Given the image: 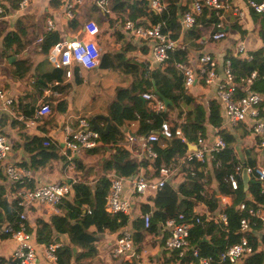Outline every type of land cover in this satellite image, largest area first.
<instances>
[{"label": "built area", "instance_id": "2783aa9c", "mask_svg": "<svg viewBox=\"0 0 264 264\" xmlns=\"http://www.w3.org/2000/svg\"><path fill=\"white\" fill-rule=\"evenodd\" d=\"M62 4L64 18L66 21H73L75 14L85 4L86 0H59ZM148 3L150 21L143 24H136L128 19L120 23L125 33L148 45L149 69L163 70L170 58V54L177 50H184L185 46L182 38L172 39L168 33L162 32L163 21L152 23L154 16H161L168 10L167 5L162 0H145ZM110 0H94L98 9H106ZM178 3V2H177ZM27 0H22L20 8H24ZM186 10L177 18L181 32H184L197 25L198 19L205 11L214 12L217 22L213 23L210 33L197 37L199 44L220 42L226 39L227 32L224 19L231 14L237 25L245 31L253 29L250 21V12L264 15V0H243L241 6L234 4L233 0H189L185 6ZM2 9L0 7V14ZM46 32H54L55 25L51 20L45 23ZM71 37L57 43L50 51L49 61L52 68L63 69L65 79L73 78L74 71H92L99 64V40L100 30L93 20H85L76 24L71 29ZM42 41L41 38L37 43ZM264 49V44L261 45ZM39 49V48H38ZM248 45L245 41L237 42L233 57H239L246 62L252 60ZM197 68L184 63H176L175 69L183 76V87L186 91H191L200 82L204 86L215 85L216 98L220 105L221 124L215 128L213 136L208 137L205 131H198L193 139L188 141L181 130V121H176V128L173 131L167 120L161 122L157 132L148 133L144 140H138V136L127 135L125 141H121L120 146L130 153L134 151L130 148L134 144L140 148L142 158L145 156L150 163L148 166L150 174L138 172L136 175L124 178L123 176L110 173L106 176L109 180L104 211L110 217L122 215L129 216L130 204L122 198L125 181H129L131 186L130 196L139 199L144 198L146 206L154 201L166 186L179 185L184 182V178L194 176V171L190 164L197 163L208 173L213 168L219 167L216 155L223 153L227 149V144L223 138L224 131L228 128L241 125L245 132L250 134L256 141V148L264 150V119L260 116L259 107L263 103V97L254 90L257 79V71H251L240 81L235 80V75L230 59L223 61L221 67V77L218 76L217 63L210 54H202L197 58ZM53 85H56L53 84ZM141 99L156 114L166 111V105L150 91L143 92ZM0 100L5 107L12 104V100L7 97L5 91L0 87ZM52 112L48 104H42L35 112L34 119L40 120ZM159 137L164 139H176L186 146L182 155H177L171 165L161 166L156 172L152 163L156 158V153L152 144ZM100 135L92 130L90 122L85 118H79L76 122V129L68 131L65 135V151L77 155L83 152L99 148L101 145ZM44 146H49L48 140L43 142ZM125 145V146H124ZM11 151V147L5 136L0 135V164L3 163ZM140 158V160H142ZM139 160V161H140ZM215 163V165H214ZM3 176L13 185V199L21 209L17 225L5 222L0 226V239L2 236L16 242L17 246L10 254V260L2 264H39V257L35 245L30 243V234L27 232L25 224V210L33 204L46 205L53 213L60 214L59 205L72 194L71 183L54 182L37 188H25L23 184L28 182L26 170L13 165L3 166ZM254 180L260 185L259 192L264 195V163L261 165H249L247 163L236 162L233 170L225 178L230 191L235 193L238 188V180ZM251 201L247 206L241 201L237 209L246 212L247 217L239 220L238 232L239 240L225 247L216 255V259L210 257H200L197 247L189 244L190 231L195 225L203 223H213L215 225H227L226 210L232 205L231 198L226 195L217 196V210L210 211L205 203H198L191 211L192 220H188L186 215L178 213L175 217L160 224V229L166 233L163 247L174 257V261L169 264H240L245 258L253 253V248L249 243L247 235L253 233L257 235L255 227L257 224L264 227V205H257L251 199L248 192L244 198ZM152 204V202H151ZM153 211L138 213V220L142 225L144 234H152L147 230L150 228ZM63 246L49 243L43 247V256L49 264H57V250ZM148 256V250L135 247L134 232L131 228L123 226L120 228L113 245L108 251V257L112 260H121L129 264H153L143 263Z\"/></svg>", "mask_w": 264, "mask_h": 264}, {"label": "trees", "instance_id": "16d2710c", "mask_svg": "<svg viewBox=\"0 0 264 264\" xmlns=\"http://www.w3.org/2000/svg\"><path fill=\"white\" fill-rule=\"evenodd\" d=\"M235 1V0H233ZM110 9L117 15L127 14L128 19L135 22L138 18H146L149 14L148 3L145 0H111ZM186 10L177 8L175 4H171L168 10L161 16H154L152 23L163 21V33L177 40L179 37L184 41V37L191 39L194 36H205L209 31V26L217 22L214 12L205 11L198 19L197 25L181 32L177 18ZM3 15V12L0 16ZM250 16L257 35V41L264 44V15H258L250 12ZM122 18V17H120ZM77 16L70 22L69 27L73 28L77 23ZM224 19L227 32L236 33L240 39L246 34L237 24H228ZM136 23V22H135ZM207 25H206V24ZM19 24V23H18ZM138 24V23H136ZM23 33H8L2 40L3 50L14 49L16 52L22 51L27 44L34 40L29 39L27 42L23 40ZM42 42L40 43V53L42 56L49 57L51 49L60 42L58 32L42 33ZM249 53L252 56L250 62H246L239 57H226L230 59L231 66L238 82L243 79L251 71H257V79L254 84V90L263 97V103L260 105V116L264 119V49L255 46ZM187 64V50H177L170 54V58L163 70L153 69L149 74H145L144 68L130 59H125L123 53H104L99 58L98 66L102 69L118 72L124 75L133 76L135 81L131 82L128 87H118L114 97L107 106V115L110 119V129L107 134L100 135V141L106 146H112V152L109 158L104 161L103 169L106 173H116L124 178L136 175L141 168L147 169L150 163L147 159L137 160L126 149L117 146L124 136L121 128L128 123L137 122L138 130L136 136L138 138L146 136L150 132H157L162 121L167 120L171 129L176 128V118L181 119V130L188 141L193 139L194 134L198 131H205L207 126L218 128L221 124L220 105L212 100L208 103L207 110L201 104L194 101L189 91L183 87V76L175 69L176 63ZM23 64L21 68L20 65ZM26 64V67H24ZM32 68L31 64L24 61L15 63L14 76L21 78L26 75ZM77 77V71L75 70ZM39 81L45 85L62 84L64 82L63 69H50L47 73L40 76ZM153 92L159 99L166 101V111L162 114H156L146 107L141 99L143 92ZM160 99V100H161ZM63 102L57 104L59 110ZM170 113H175L174 119H169ZM105 123H103V128ZM223 138L227 144V149L216 155V161L219 162L218 168H213L212 173H205L204 168L197 163L190 164L194 171V176L187 175L184 182L177 185L176 192L166 186L156 199L152 201L154 212L149 233H154L158 226L166 220L175 217L178 213L186 215L188 220H192L191 211L198 203H205L210 211L217 210L218 194L229 196L232 205L226 210L227 225H215L213 223H203V225H195L190 231L189 244L191 247H197L200 257H210L216 259L218 252L225 249L226 246L236 243L240 234L238 232L239 220L246 216V212L237 209L238 203L246 202L247 206L251 205V201L246 200L245 193L248 192L254 203L264 205V195L259 192L260 185L254 180H238L239 188L233 193L230 191L225 178L233 170L236 164L233 148L231 144L233 139L228 134H223ZM26 151L31 154L30 166L35 167V162L40 165L47 159H56V155L51 152L50 146H44L43 142L38 139L28 140L26 143ZM152 148L156 153V158L152 163L156 172L161 166H169L177 155H182L186 150V146L176 139H164L159 137L152 144ZM98 148L87 152H94ZM249 155V154H248ZM41 158V163L36 159ZM43 164V163H42ZM249 164L254 162L249 158ZM215 165V163H214ZM146 174V173H144ZM214 184L215 186H212ZM109 188V180L106 175L101 176L96 184L91 187L86 183H73V197L65 198L59 205L60 215H52L50 223L46 224L42 231H54L59 235H67L70 246L61 247L57 250V264H84L90 261V253L95 252V243L98 235L105 231H117L125 226L127 220L124 216L116 217L108 216L104 211L105 199ZM1 196V195H0ZM144 212L149 211L145 206ZM21 209L17 206L16 201L11 204L6 198L0 197V226L5 222L17 225L18 215ZM51 228V229H50ZM93 228L94 231H90ZM134 239L139 241L142 238V225L140 221L133 224ZM141 228V230H140ZM257 235L250 233L247 235L253 253L245 258L240 264H264V227L257 224L255 227ZM28 231V229H27ZM41 229L36 233L37 243H44L41 239ZM5 236H2L3 239ZM49 240L46 242L47 244ZM10 258L4 259L0 257V264L9 261ZM82 262V263H81ZM122 264H129L122 262Z\"/></svg>", "mask_w": 264, "mask_h": 264}, {"label": "crops", "instance_id": "0c3cea01", "mask_svg": "<svg viewBox=\"0 0 264 264\" xmlns=\"http://www.w3.org/2000/svg\"><path fill=\"white\" fill-rule=\"evenodd\" d=\"M21 1L0 0V7L3 12V15L0 16V87L5 91L7 97L12 100V104L9 107H5L0 100V135L7 138L11 147V151L5 161L0 164V197L6 198L10 204L14 201L13 192L15 189L3 176V166L5 164L26 170L28 182L23 184L25 188H37L54 182L71 183V185L73 183H86L93 187L101 176H108L110 173L104 171L103 163L109 158L112 146L101 144L94 152L86 151L74 155L65 151V135L68 131L76 129V122L79 118H85L91 124V119L96 116L108 117L107 106L113 99L116 89L118 87H128L131 82L135 81L133 76L109 71L98 66L92 71H77V77L74 72L73 78L70 80L65 79L64 76L62 84L43 85L39 78L52 69V66L48 57L41 55L40 43L42 41L37 43V40L39 38L42 39V33H47L45 31V23L48 20L54 23L55 31L58 32L60 41L66 40L72 35V28L69 27L72 21L65 20L62 4L59 0H27L26 6L22 9L19 6ZM242 1L235 0L233 2L241 6ZM163 2L168 8L171 4H175L180 9L184 8L189 0H165ZM108 7L106 9H98L94 4V0H86L85 4L75 14L78 18L76 24L85 20H93L97 24L103 22L101 25L105 26L107 33L103 40L100 34L99 58L104 53H123L125 59H130L139 64L142 69L144 68L147 76L151 72V68L149 69L148 67V45L125 33L122 29L120 23L128 19L127 12L117 15L112 10H109ZM228 17V24H237L231 14H228L226 19ZM249 19L253 23V29L255 30L257 27L254 25L251 16ZM112 20L113 23L111 22ZM149 21L150 15L148 14L146 18H138L135 22L143 24ZM227 28L226 26V32ZM253 29L246 31L242 39H240L238 34L228 31L225 40L207 44H199V40L196 39L197 35L191 39L183 36V43L187 50V64L195 69L198 67L197 58L205 53L210 54L217 63L218 76L221 77L220 71L223 61L226 60V57L233 55L238 41L243 40L247 45L250 44V49L253 48V42L257 48L261 47L262 44L257 41V35ZM208 30L206 35L211 31L210 26ZM15 31L23 33L22 37L25 42L29 41V39H35V41L27 44L20 52H16L14 49L3 50V38L8 33ZM106 42L109 43V48L104 49L105 46H102V44ZM18 61H24L32 65L31 70L21 78H17L13 74L15 63ZM20 67L22 68L23 64ZM24 67H26V64H24ZM189 93L194 98V101L201 103L206 110L210 101L214 100L217 102L215 85L204 86L200 82ZM60 102H63V105L58 110L57 104ZM42 104H48L52 112L50 115L36 121L34 119L35 112ZM174 117L175 113H170L169 119H174ZM180 120L176 118L175 122ZM96 122L101 128H103V123L106 125L104 120H96ZM137 130V122L125 124L121 128L124 136L122 141L126 140L127 135L136 136ZM214 130L215 128L207 126L205 133L210 137L213 136ZM223 134H228L233 139L231 147L237 163L249 164V158L254 162V165L264 163V150L256 148L255 139L246 133L241 125L228 128ZM33 138L42 142L48 140L51 152L56 155V159H47L42 164L41 158H38L36 161L41 164L38 165L35 162V167H31L30 158L32 155L26 151V143ZM130 148L134 149L131 153L133 157L140 160L142 152L137 144ZM142 159L147 158L144 156ZM139 172L150 174L148 167L147 169L141 168ZM208 173H212V170L210 169ZM212 186L215 185L212 184ZM169 187L176 192L177 184L173 183ZM130 191L129 181H125L122 198L126 199L130 204L129 216L125 217L127 220L125 226L135 232L132 228L133 224L138 221V213L144 212L143 208L146 206V202L144 198L131 197ZM72 197L73 195L71 194L69 199ZM250 197L253 200L251 195ZM151 202L148 209L154 212ZM24 214L27 232L31 236L30 243L35 245L39 264H49L43 256V247L47 245L46 242L48 240V243H55L63 247L70 246L67 235H59L50 230L42 231L43 227L50 223V217L52 215H60L61 211L60 214H55L46 205L33 204L25 210ZM40 229L42 231L41 239H43L44 243H37L36 241V233ZM90 231H94V229L91 228ZM119 231L120 229L99 234L95 243L96 250L90 253V261L84 264L89 262L90 264H122L121 260H112L108 257V251ZM141 234L142 238L139 241H135V238L134 243L139 251L141 248L148 250V256L144 258L143 263L169 264L174 261L172 254L163 247L166 233L160 229V226L153 234H144L142 230ZM16 246L17 244L13 240L6 237L1 238L0 257L8 259Z\"/></svg>", "mask_w": 264, "mask_h": 264}, {"label": "water", "instance_id": "95a60500", "mask_svg": "<svg viewBox=\"0 0 264 264\" xmlns=\"http://www.w3.org/2000/svg\"><path fill=\"white\" fill-rule=\"evenodd\" d=\"M161 101L167 106L166 101H164L163 99H161ZM96 120H104L106 122L105 127L101 128L100 126H98ZM91 128H92V130L97 131L98 133H100L102 135L107 134L109 129H110V119H109V117L96 116V117L92 118L91 119ZM144 138H145V136H142V137L138 138V140H144Z\"/></svg>", "mask_w": 264, "mask_h": 264}, {"label": "rangeland", "instance_id": "374dc122", "mask_svg": "<svg viewBox=\"0 0 264 264\" xmlns=\"http://www.w3.org/2000/svg\"><path fill=\"white\" fill-rule=\"evenodd\" d=\"M163 1H165V0H163ZM108 9L109 10H111L110 9V5H109V7H108ZM112 13V12H111ZM46 20V19H45ZM95 22V21H94ZM112 23H113V20L111 21ZM96 23V22H95ZM103 23V22H102ZM101 23V24H102ZM108 23V22H107ZM97 24V23H96ZM101 24H97V26H98V28H99V30H100V34H101V37H102V40H103V37L105 36V34L107 33L106 32V30H105V26H103V25H101ZM111 24V23H110ZM105 41V40H104ZM107 41V40H106ZM109 43L108 42H106V43H103L102 44V46H105L104 47V49L105 48H109V45H108ZM102 56V55H101ZM8 181V180H7ZM9 182V181H8ZM82 263V262H81ZM75 264V263H74ZM86 264H90V262L89 263H86Z\"/></svg>", "mask_w": 264, "mask_h": 264}]
</instances>
